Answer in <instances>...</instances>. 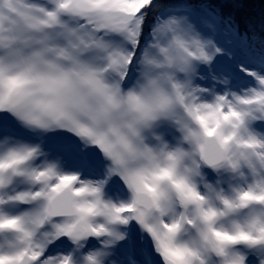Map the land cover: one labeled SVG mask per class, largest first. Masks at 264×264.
<instances>
[{
    "label": "snow or ice",
    "instance_id": "snow-or-ice-1",
    "mask_svg": "<svg viewBox=\"0 0 264 264\" xmlns=\"http://www.w3.org/2000/svg\"><path fill=\"white\" fill-rule=\"evenodd\" d=\"M0 0V264H264V0Z\"/></svg>",
    "mask_w": 264,
    "mask_h": 264
},
{
    "label": "trees",
    "instance_id": "trees-1",
    "mask_svg": "<svg viewBox=\"0 0 264 264\" xmlns=\"http://www.w3.org/2000/svg\"><path fill=\"white\" fill-rule=\"evenodd\" d=\"M261 10V0H250V5L245 9V13L248 15H254L259 18Z\"/></svg>",
    "mask_w": 264,
    "mask_h": 264
}]
</instances>
